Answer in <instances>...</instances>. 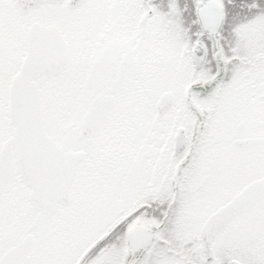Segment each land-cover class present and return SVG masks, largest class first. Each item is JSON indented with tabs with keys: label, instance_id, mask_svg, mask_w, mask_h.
Segmentation results:
<instances>
[{
	"label": "flooded vegetation",
	"instance_id": "flooded-vegetation-1",
	"mask_svg": "<svg viewBox=\"0 0 264 264\" xmlns=\"http://www.w3.org/2000/svg\"><path fill=\"white\" fill-rule=\"evenodd\" d=\"M144 1L127 0V39L124 46H113V53L109 49L112 46H101L107 50L104 57H113L115 60L111 75L118 71L128 83L172 82L174 88L172 91L175 107L172 112L169 110L160 118L158 136L164 143L149 145L150 160L143 171L148 182L145 194L149 200H156V203L145 202L138 205L132 216L138 215L139 218L128 221L126 232L135 222L145 226L153 224L155 227L151 249L136 264H196L194 259L172 252L173 241L188 242L191 237L187 234L166 235V225L161 228L162 219H155L154 213L158 209L157 205H160L159 201L171 170L174 172L177 165L189 154H192L189 165L195 160L193 168L197 161L201 165L205 163L207 168L209 156L213 153L223 155L232 163L231 173L235 180H257L264 177V46H211L210 38L203 34L198 22L197 8L203 3L202 0L186 1L194 5L189 10L184 8L186 16L183 18L171 0L176 8L175 32L179 44L184 46H149L150 22L146 21L148 11L144 9ZM217 1L223 9L224 28L226 24H234L236 20H240L246 11L258 6L256 2ZM123 2L124 0L121 1ZM115 6L116 1L113 2V8ZM163 6H160L161 10ZM112 14L114 17L110 27L111 36L118 30L117 10H112ZM163 15L161 11L155 12L152 15L153 25L162 24ZM199 37L205 46H199L203 61L197 67L195 59L199 56L193 54L196 46L192 45ZM99 56L102 54L99 53ZM117 64H122L121 70L115 67ZM168 66L170 69H166ZM118 76L115 75L116 78ZM118 78L123 82L120 76ZM118 90L120 91V87L115 89V94ZM123 92H128L127 96L146 97L154 91H149L148 88L139 91L138 87L131 85L129 90L124 89ZM199 110L205 113L203 126L200 123L202 118ZM178 127L185 130L187 143L182 153L173 155L171 132ZM204 173L210 178L212 171L207 169ZM191 174L192 170L187 178ZM197 178L199 177L195 179ZM151 179L156 181L150 182ZM228 180L227 176L211 177L210 187L202 183L200 189H206L201 192H193L195 186L185 188L183 185L182 190L193 194L191 201L195 198L206 199L212 193L217 197L222 196L219 200L208 202L212 205L222 200L232 189L233 183ZM168 226L173 227L170 229L173 232L180 231L181 227L180 224ZM126 242L127 240L124 246L121 241L116 242L115 247L122 249V252L114 256L110 264H127Z\"/></svg>",
	"mask_w": 264,
	"mask_h": 264
},
{
	"label": "rangeland",
	"instance_id": "rangeland-1",
	"mask_svg": "<svg viewBox=\"0 0 264 264\" xmlns=\"http://www.w3.org/2000/svg\"><path fill=\"white\" fill-rule=\"evenodd\" d=\"M93 3L94 0L89 1L87 7L93 9ZM48 7L44 9L45 13L43 11H33L23 16L17 11L12 2L0 1V148L3 141L13 131L6 115L9 83L7 69L16 60L17 51L20 48L17 43L19 33L24 32L22 56L26 47L25 32L27 34L29 25L34 21L44 24L51 23L55 26L64 27L63 32L71 43V52L70 62L61 76L51 81L44 79L39 81L41 108L46 130L53 139L62 142L65 146L75 150H85L87 152V168L97 167V165L104 163L106 159L108 164L111 160L119 164V170H114L117 177L114 186L109 184L110 181L105 179L103 173V176H97V182L93 186L88 182L90 176L87 174V169L84 166L77 167L72 181L73 199L71 204L67 208H59L57 213L52 216H42L28 204L26 197L28 189L20 179L17 167L13 165L0 198V237L5 232H13L14 242L12 245H15L27 232L32 231L37 235L36 243L20 264H65L67 260L71 263L74 257L82 254L85 248L93 242L91 238L95 234L94 231L105 228L110 220L108 217H100L98 211L95 213L94 207L90 208L89 204L93 197L100 202L98 208L103 211L107 209V215H111V197L113 202L117 197L115 202L116 212L120 213V209H125L132 203L128 193L141 194L135 183H130L135 175H130V171L127 173L130 162L129 155L127 158L126 155L131 153L136 155L138 151L136 148L142 144L143 140L140 134L145 130L142 124H144V121L149 123L150 117L148 116L152 114L148 109L151 96L149 98L146 96L145 99L125 100L119 93L106 120V126L102 127L96 138L91 141H78L77 134L80 123H68V117L71 122H76L78 114L82 115L88 109L87 106L89 107L93 97L92 95L91 97H85L87 91L83 92L84 89L81 88L78 68L75 69L74 64L79 57V44L87 36L86 27L89 28L87 36L89 40H86V43H92L90 40L94 38L93 29L96 13L91 11L88 19L85 20L84 29L82 19L88 16V14L85 15L86 8L66 12L58 7ZM247 15L253 19L260 18L259 24L264 29V11L252 12ZM246 32L252 34L249 31ZM255 32L262 33V31ZM263 40V36L259 38L257 41L258 46H264ZM223 44L228 46L224 42ZM89 46H94V44ZM80 47L82 49V46ZM84 56L87 60H90L94 56L93 50L85 53ZM94 62V60H91V64L94 65ZM96 77L92 68L87 86L89 88L92 85L95 86L94 91L103 89V82L106 79V77H103L99 82ZM127 84L125 83V86ZM87 101L88 104L83 111V105ZM142 112L149 113L142 114ZM113 127L115 131L112 133L111 129ZM108 153H111L110 156H108ZM135 155L131 162L138 161V158L135 159ZM222 164L221 160L215 159L214 162L207 165V169L209 171L213 170L216 175L221 172ZM190 170L195 176L200 174L192 166L188 172ZM102 171L108 173V167L103 168ZM91 172L93 175H97L99 171L94 173L92 170ZM248 180L243 178V183ZM109 186L110 188L113 186V188L112 194L108 195ZM86 198L88 199L84 201ZM136 199H139V197ZM88 211L91 213L90 217ZM82 225L85 226L82 228ZM231 230H235L238 235V239L234 242L229 241ZM70 249L75 250L71 251ZM3 250L4 248L0 246V252ZM197 250L199 249L197 248ZM213 252L222 257L224 254L229 253L225 257L230 263L239 260V264H264V201L228 226L224 236L218 240ZM202 256V262H205L208 255L202 253Z\"/></svg>",
	"mask_w": 264,
	"mask_h": 264
},
{
	"label": "water",
	"instance_id": "water-1",
	"mask_svg": "<svg viewBox=\"0 0 264 264\" xmlns=\"http://www.w3.org/2000/svg\"><path fill=\"white\" fill-rule=\"evenodd\" d=\"M45 0H40L44 2ZM51 0H47L50 2ZM83 0H71L76 6ZM24 2L21 4L29 9L40 4ZM35 5V6H32ZM222 17L217 21L218 29ZM34 26L29 39L28 56L21 67L20 73L13 79L9 93L8 113L16 128L14 137L3 146L0 153V194L8 177L11 160L15 156L21 176L32 187L31 197L39 210L52 213L57 203H67V191L73 165L82 158V154L65 153L63 149L43 134L42 117L39 109V95L33 78L41 74L52 76L56 72V44L44 38V31H36ZM35 36V37H34ZM65 61V60H64ZM59 70V69H58ZM111 102L110 97L100 98L97 106L86 116L80 137H92L101 119L105 116ZM171 105L170 94L162 95L157 102L158 114ZM40 193V196L38 195ZM264 197V180L252 183L230 203L213 214L201 231V241L205 249L211 243L214 234L233 216L250 209L253 203ZM30 238L20 248L8 253L4 264H15L18 257L28 247ZM145 244V243H144ZM148 247L145 244L144 249ZM143 251V248L141 249Z\"/></svg>",
	"mask_w": 264,
	"mask_h": 264
}]
</instances>
